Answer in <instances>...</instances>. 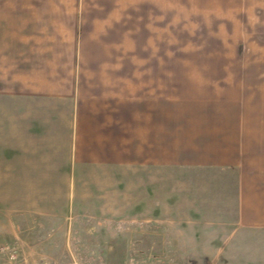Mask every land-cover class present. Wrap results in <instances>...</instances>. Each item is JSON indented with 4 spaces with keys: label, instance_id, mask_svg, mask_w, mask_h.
I'll return each mask as SVG.
<instances>
[{
    "label": "crops",
    "instance_id": "obj_1",
    "mask_svg": "<svg viewBox=\"0 0 264 264\" xmlns=\"http://www.w3.org/2000/svg\"><path fill=\"white\" fill-rule=\"evenodd\" d=\"M44 1L33 5L40 18L24 26L26 35L9 38L20 44V51L11 46L0 52V245L14 249L19 264H69L76 251L90 253L95 263L116 264L124 258L121 252L161 248L185 253L182 264H264V130L241 125L244 115L235 113L232 102L231 113L220 110L227 105L217 100H203L194 104L197 110L188 107L173 115L166 93L159 99L151 90L134 88L127 111L134 186L149 188L148 198H134L142 209L131 218L110 217L75 210L76 198L59 195L55 188L69 185L77 153L108 159L123 146L126 102L123 92L113 109L102 98L66 107L75 98L72 62L79 8L72 1ZM12 58L15 62L8 61ZM174 152L196 165L191 169L198 173L191 180L198 186L226 182L233 187L232 196L189 198L176 192L179 197L166 196L168 206L158 211V198L151 195V188L163 185L157 162L163 157L167 171L172 163L166 159ZM171 176L165 174L163 186L172 185L167 181ZM177 202L180 210L170 205ZM195 202V207L185 205ZM110 218L133 221L118 229ZM158 218L165 219L164 226H158Z\"/></svg>",
    "mask_w": 264,
    "mask_h": 264
},
{
    "label": "rangeland",
    "instance_id": "obj_2",
    "mask_svg": "<svg viewBox=\"0 0 264 264\" xmlns=\"http://www.w3.org/2000/svg\"><path fill=\"white\" fill-rule=\"evenodd\" d=\"M39 1L45 2L0 0V52L5 54L4 50L11 46L10 50L15 53L20 51V44L15 39L10 42L9 38L26 35L27 23L40 18L39 11L34 7ZM71 1L79 8L78 44L72 62L75 98L67 100L66 107L69 109L71 103L85 105V98H102L105 106L111 101L113 109L123 92L126 102L123 146L115 149L108 159L77 153L76 169L71 172L69 185L55 188L60 196L76 198L72 203L75 210L86 209L94 213L107 212L110 217L131 218L134 211L142 209L138 208L134 198H148L149 188L135 187L133 180L132 120L127 109H131L134 88L141 86L142 91L151 90L152 95L159 99L165 98L166 93L167 99L171 98L174 104L173 115L184 113L188 107L191 111L197 110L194 104L203 100H217L221 105H227L220 110L227 111L232 102L235 113L244 115L245 122L241 125L249 130H264V0L60 2L68 4ZM20 5L29 9L19 11ZM46 13L50 12H43ZM31 33L37 34L36 31ZM59 33L62 36L65 34L63 28ZM12 59L8 61L15 62V58ZM164 69L166 75L161 74ZM0 70L3 71L2 68ZM103 127H107V123ZM188 158L174 152L166 159L172 163L167 171H164L166 161L163 157L159 158L158 179L164 185L165 174L172 173V180H167L172 185L151 188L152 197L158 198V211L168 206L164 201L166 196L172 197L173 194L174 198L179 197L175 196L176 192L181 194L184 191L189 198H219L234 193L233 187L226 182L216 186L209 182L198 186L197 181L191 180L198 173L191 169L196 165L188 163ZM181 178H185V182ZM79 198L91 199L84 202ZM197 203L185 205L195 207ZM170 205L174 210H180V202ZM108 221L116 223L113 227L119 229L124 222L133 219L110 218ZM164 221L158 218V226L160 223L164 226ZM121 253L124 258L117 260L116 264H174V260L182 264L186 260L182 259L185 253L168 252L162 248ZM73 255L77 256L67 263L100 264L89 260L90 253L76 251ZM5 262L6 256L0 253V264ZM251 263L257 264L255 261ZM16 264H19L18 259Z\"/></svg>",
    "mask_w": 264,
    "mask_h": 264
},
{
    "label": "built area",
    "instance_id": "obj_3",
    "mask_svg": "<svg viewBox=\"0 0 264 264\" xmlns=\"http://www.w3.org/2000/svg\"><path fill=\"white\" fill-rule=\"evenodd\" d=\"M0 253L6 256L4 264H16L18 256L17 252L9 246L0 245Z\"/></svg>",
    "mask_w": 264,
    "mask_h": 264
}]
</instances>
